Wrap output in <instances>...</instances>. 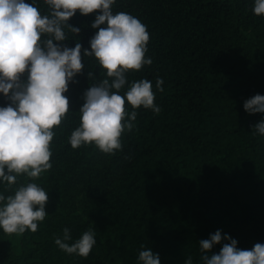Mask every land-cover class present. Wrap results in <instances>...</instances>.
<instances>
[{"label": "trees", "instance_id": "16d2710c", "mask_svg": "<svg viewBox=\"0 0 264 264\" xmlns=\"http://www.w3.org/2000/svg\"><path fill=\"white\" fill-rule=\"evenodd\" d=\"M252 9L253 0H117L114 12L138 17L150 35L153 63L130 70L128 80L150 79L161 111L136 109L114 154L73 149L68 137L79 124L87 72L99 73L86 57L65 93L70 112L55 129L52 168L35 180L48 191V215L35 232L0 230V264H137L142 245L161 264H184L189 255L197 262L199 241L217 229L241 249L264 242V136L253 128L264 113L243 108L264 94V16ZM95 15L77 10L69 19L84 48L98 31L90 26ZM28 179L0 191L11 194ZM65 227L73 239L95 229L87 257L55 244Z\"/></svg>", "mask_w": 264, "mask_h": 264}, {"label": "clouds", "instance_id": "9594fccd", "mask_svg": "<svg viewBox=\"0 0 264 264\" xmlns=\"http://www.w3.org/2000/svg\"><path fill=\"white\" fill-rule=\"evenodd\" d=\"M116 2L0 0V95L7 102L0 105V184L10 188L20 178H29L11 194L0 191V230L6 234L35 232L48 215V191L35 180L52 168L55 129L70 112L65 93L85 69L86 57L99 67V73L87 72L90 85L82 94L79 124L68 137L73 149L94 145L103 153L114 154L122 149L123 133L134 128L136 109L143 106L154 113L161 111L152 81L129 82L127 75L153 63L146 56L147 26L129 12H114ZM77 10L81 15L96 12L90 26L98 31L90 38L89 48L79 40L81 28L69 23ZM252 10L264 16V0H253ZM70 39L75 40L74 46H68ZM163 84V78L157 77L156 90L162 92ZM243 108L249 114L264 113V94L246 99ZM253 128L264 136V118ZM54 242L67 254L87 257L97 240L94 228L73 239L65 227L63 236ZM217 244H222L219 251L212 252ZM237 244L235 238L227 233L222 236L217 229L199 241V261L189 255L184 264H264V242L251 249ZM141 248L137 264H161L159 253L144 245Z\"/></svg>", "mask_w": 264, "mask_h": 264}]
</instances>
